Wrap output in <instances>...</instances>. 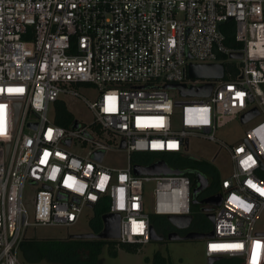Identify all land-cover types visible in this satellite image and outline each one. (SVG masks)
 Segmentation results:
<instances>
[{
  "label": "built area",
  "instance_id": "built-area-1",
  "mask_svg": "<svg viewBox=\"0 0 264 264\" xmlns=\"http://www.w3.org/2000/svg\"><path fill=\"white\" fill-rule=\"evenodd\" d=\"M190 63H222L223 77H189ZM167 84L211 89L188 95ZM67 97L90 110L89 123ZM61 106L67 125L57 122ZM254 107L239 142L216 138ZM191 136L228 153L212 194L221 202L202 211L213 214L205 257L264 264V0H0V264H22L28 229L72 226L97 205L119 214L117 244L148 243L151 215L190 214L193 188L181 172L136 174L134 165L160 159L132 155H186ZM107 152L126 163L104 162Z\"/></svg>",
  "mask_w": 264,
  "mask_h": 264
},
{
  "label": "rangeland",
  "instance_id": "rangeland-1",
  "mask_svg": "<svg viewBox=\"0 0 264 264\" xmlns=\"http://www.w3.org/2000/svg\"><path fill=\"white\" fill-rule=\"evenodd\" d=\"M236 61L232 60L234 64ZM83 93L89 98L95 94V87L82 86ZM170 95L174 98H179L176 90L170 89ZM67 109L75 119L84 123H89L92 119L90 110L84 103L78 99L67 97ZM180 108L174 109V118L179 119ZM248 124H242L239 118L228 121L223 126L217 128L215 136L227 144H235L239 142L244 134ZM144 154H133V161L142 160ZM186 155L198 160L207 161L217 167L221 176L228 174V153L225 148H221L219 142H213L203 137L191 136L188 139V148ZM127 158L123 152H107L104 157V162L110 163L117 167L123 166ZM172 166V163H168ZM205 170V169H204ZM153 182L149 183V193H151ZM203 196V195H202ZM150 207V201H148ZM199 211L198 208L194 209L195 214ZM201 224L199 228L202 232L208 231L206 226L203 225V216L200 215ZM92 217L90 210L83 212V217L79 219L74 225L69 227H55V226H38L36 228L28 229L27 235L34 236L38 239L45 238H64L68 235L84 233L90 230L89 219ZM198 218V214L196 215ZM208 220V218H207ZM210 221V220H209ZM256 227L264 230V211L260 213ZM203 239H187V240H162L151 239L148 243L142 244L137 247L136 251H127L126 249H119L116 256H111L102 251L101 264H152L154 255L165 258L167 264H206L207 259L204 254ZM24 264V262H22ZM27 264H53L46 261H39Z\"/></svg>",
  "mask_w": 264,
  "mask_h": 264
},
{
  "label": "trees",
  "instance_id": "trees-1",
  "mask_svg": "<svg viewBox=\"0 0 264 264\" xmlns=\"http://www.w3.org/2000/svg\"><path fill=\"white\" fill-rule=\"evenodd\" d=\"M225 44L229 46H238L231 36L225 40ZM60 117L57 122L61 125H67L72 120V115L63 107L60 108ZM144 161L163 159L168 163H172L173 168L180 169L182 174L190 178L191 186H196V175L198 172H204L207 177L209 186L207 189L220 191V173L216 166L207 162L189 157L187 155L178 154H163L157 155L146 153L142 156ZM171 166V165H170ZM205 169V170H204ZM202 191L192 195L193 203L190 205V212L193 215L191 227L193 230L202 231L198 226L201 224L200 215L203 216V225L209 230L211 227L210 221L207 220L202 212ZM199 211L195 214L194 209ZM108 212L107 206H95L92 217L89 219L90 230L87 232L99 233L102 229L101 216ZM198 214V218L196 215ZM151 220L155 224L166 222L164 216L151 215ZM137 244L120 243L117 244L113 239H97V238H81L68 235L64 238H45L38 239L34 236H27L19 246V259L24 264L46 261L53 264H101L102 251L111 256H116L119 249L127 251H136ZM152 264H167L165 258L154 255ZM215 264H241L239 258L221 257Z\"/></svg>",
  "mask_w": 264,
  "mask_h": 264
},
{
  "label": "water",
  "instance_id": "water-1",
  "mask_svg": "<svg viewBox=\"0 0 264 264\" xmlns=\"http://www.w3.org/2000/svg\"><path fill=\"white\" fill-rule=\"evenodd\" d=\"M229 57L234 59H239L242 57L241 52H231ZM224 72V66L222 63H200L193 64L190 63L188 66V76L192 78H222ZM165 87H178L182 94L188 95H208L211 89V86L206 88L199 87L197 89H193L192 87L186 88L182 85H173L167 84ZM19 103L16 104V112L18 111ZM258 114V109L256 107L251 108L240 116V122L246 123L253 117ZM35 127V124H30ZM76 126V123H75ZM123 145V144H122ZM98 159H101L102 153L99 152L96 154ZM134 172L136 174H179L181 171L178 168H171L163 159L152 162L148 165H134ZM196 186L192 189V194L202 191L207 187L208 181L207 178L200 172L196 175ZM194 200H191L193 203ZM221 202V194H215L208 196L202 199V203L205 206L202 207V211H209L210 208L206 206L207 204L219 205ZM206 217L208 220L213 221V214L207 213ZM168 222L177 229H187L190 227L193 215H168L166 216ZM103 227L99 233L93 232H84L73 234L74 237L81 238H97V239H114L119 236V222L120 216L118 213H106L101 216ZM213 235L212 231L202 232L196 230H189L184 235H180L177 231H172L168 233L167 239L169 240H187V239H203L204 237H211ZM151 239H161L154 230L151 228L150 230V240ZM221 256H212L208 257L206 264H214L215 261L219 260Z\"/></svg>",
  "mask_w": 264,
  "mask_h": 264
},
{
  "label": "flooded vegetation",
  "instance_id": "flooded-vegetation-1",
  "mask_svg": "<svg viewBox=\"0 0 264 264\" xmlns=\"http://www.w3.org/2000/svg\"><path fill=\"white\" fill-rule=\"evenodd\" d=\"M152 161H154V160H148V162H152ZM166 163H168L166 160H164ZM200 173H202L203 175H204V172H200ZM205 176V175H204ZM206 177V176H205ZM207 178V177H206ZM208 181V180H207ZM208 184H209V182H208ZM207 186H209V185H207ZM221 193V191H215V190H210V189H207V187L206 188H204L203 190H202V193H203V196H202V199H204V198H206V197H208V196H210V195H212L213 193ZM201 205H202V207L205 205V204H203V203H201ZM208 207H214V205H212V204H208ZM207 218V217H206ZM152 229L154 230V232L158 235V236H160L161 237V239L162 240H166L167 239V235H168V233H170V232H172V231H177L180 235H184L187 231H189V230H193L192 229V227H191V225H190V227L189 228H187V229H177V228H175L174 226H172L169 222H168V220L166 219V222H163V223H161V224H155V223H153L152 224ZM216 262V261H215ZM215 262H214V264H215Z\"/></svg>",
  "mask_w": 264,
  "mask_h": 264
},
{
  "label": "snow or ice",
  "instance_id": "snow-or-ice-1",
  "mask_svg": "<svg viewBox=\"0 0 264 264\" xmlns=\"http://www.w3.org/2000/svg\"><path fill=\"white\" fill-rule=\"evenodd\" d=\"M259 190V189H258ZM214 248L216 247V246H213Z\"/></svg>",
  "mask_w": 264,
  "mask_h": 264
}]
</instances>
